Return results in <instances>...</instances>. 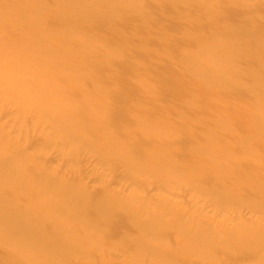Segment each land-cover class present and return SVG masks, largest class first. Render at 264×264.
<instances>
[{
	"label": "rangeland",
	"instance_id": "rangeland-1",
	"mask_svg": "<svg viewBox=\"0 0 264 264\" xmlns=\"http://www.w3.org/2000/svg\"><path fill=\"white\" fill-rule=\"evenodd\" d=\"M41 1L43 5L49 4L48 16L54 17L57 12L60 13V8L64 9L58 0ZM92 1L106 13L114 9L127 12L131 4L125 1L113 8L101 3L102 0ZM215 1L220 3L221 10L208 15L204 10L213 4L189 0L178 4L142 0V12H138L131 22L121 20L118 15L110 17L111 20L106 18L96 25L86 26L85 34H79L82 28L78 25L81 24L70 15L61 16L64 27L71 24L64 29L63 24L49 23L48 19H43V13L34 16L32 8L37 4L35 0H0V5L6 8L3 14L0 12V39L32 36L28 20H38V16L44 23L43 27L52 26L55 30L49 36V42L59 44L65 41L63 37L74 38L73 43H69L71 45L60 47L55 44L53 60L49 62H44L46 55L44 50L37 48L39 45L34 48L41 51L44 59L36 57L38 52H34V56L30 45L12 44V47H4V43L0 44V79L5 83V76L21 71L23 78L19 84L23 88L41 85L40 88L46 90L43 99L50 104L44 106L47 108L45 111L44 107L36 109L32 101L29 102L30 99L25 101L15 97L10 89L6 90L5 85L0 83V125L19 134L21 138L17 143L29 147V152L36 155L38 161L45 162L47 169L67 174L69 178H80L93 196L103 195L112 189L122 192L127 201L137 197L136 204L154 210L155 204H147L146 198L170 194L175 203L187 210L188 217L195 216L196 210H202L200 218L218 223L224 220L233 225L238 220L250 219L263 224L264 212H255L247 205L220 209L212 206L203 192L193 189L189 184V181L198 178L200 182L203 181L200 184L206 187L231 189L228 198L239 199L237 197L241 195L252 203L264 204V183L258 187L247 183L248 179L257 182L264 179V131L258 133L256 127H264V87L254 84L259 80L264 82V63L261 60L264 50L248 45L254 41L250 38L248 41L244 39L235 51L230 50L229 41L217 42L215 39L225 32L235 36L237 27L241 30V37L244 33L250 37V28L242 26L248 21V26L264 30V0ZM223 2L228 4L224 6ZM107 26L120 27L122 32L109 36ZM212 32L216 37L209 40V44L216 49L230 51L228 57L237 63L236 71L220 70L216 76L227 77L235 83L233 85L216 84L212 87L211 82L202 75L191 76L183 64L181 51L195 50L198 47L196 37ZM88 35H92L91 39ZM19 50L22 52L18 53ZM205 63L207 61L202 60V64ZM24 65L27 67L21 68ZM33 79L38 80L34 82ZM63 98L69 100L67 104L61 105L63 111L75 112L70 119L77 122L79 128L74 141L60 144L59 141L66 138V131H57L55 126L61 120L62 112L48 118L45 113L58 107ZM153 122H157L159 127H147ZM46 139H55L57 142L48 146L44 144ZM240 140L246 141L247 146ZM87 142H98L99 145L90 151L86 149ZM7 146L15 147V144L8 143ZM196 147L204 151V156H200L197 168L189 167V162L198 158ZM227 147H230L229 150ZM60 148L65 152L63 157H59ZM98 153L105 156V161H100ZM155 155L162 156L163 163L170 159L175 167H182L183 163L188 166L184 165V170L180 169L182 172L178 168L166 167L165 170L172 174L173 179L161 185L158 176L161 168L156 167L153 161ZM204 163L205 167L216 163L214 169L219 172H205L201 167ZM140 170L147 174L142 175ZM172 171L177 172L173 174ZM125 172L132 178H127ZM217 175L223 183L215 181ZM33 178L34 172L29 175L30 180ZM26 201L20 202L11 210L12 213L26 206ZM36 212L38 209L32 208L31 214L19 223L30 225L32 233L35 229L43 230L48 237L60 231V225L51 221V210L44 209L38 219L32 216ZM166 217L173 219L175 215L168 214ZM8 223L0 227V245H10L9 255L18 257V264H66L70 263L68 261L90 264L97 261L95 254L102 249L96 245L100 238H90L81 228L72 229L59 239H51L40 245L33 244V238L29 247H21L17 239L5 237L4 229L10 226ZM135 231L137 229L130 226L125 230H116L114 235L103 240L102 246L123 243L131 239ZM70 239H73V244L66 245L65 240ZM77 240L87 243L83 246L77 244ZM170 240L175 241L172 237ZM138 250L139 247L133 245L123 250V254L127 252L129 255ZM83 251L92 254L88 256ZM185 255L189 256L188 253ZM229 255L220 257L233 259L231 264H254V258L241 249L230 251ZM103 260L107 261L108 258ZM153 261L154 256L148 257L142 264Z\"/></svg>",
	"mask_w": 264,
	"mask_h": 264
},
{
	"label": "bare ground",
	"instance_id": "bare-ground-1",
	"mask_svg": "<svg viewBox=\"0 0 264 264\" xmlns=\"http://www.w3.org/2000/svg\"><path fill=\"white\" fill-rule=\"evenodd\" d=\"M125 1L128 2V4H130L131 2V4L128 7L129 11L124 12V11H117L116 9H114L111 12L106 13L101 11L99 7L100 5H98L96 2L92 0H58V2L61 3L60 5L63 6L64 9L60 8L59 11L60 13L57 12L54 17H51L47 15V13H49L48 12L49 4L43 5L41 0H35V3L37 4L35 5V7L32 8L33 9L32 14L36 16L35 14L39 15L43 13L42 14L43 19L46 20L48 19L47 21L49 23L57 22V24L59 25L60 24L62 25L64 23L61 16L70 15V17L74 21L76 22L78 21V23L81 24V26L78 25L79 27L82 28V30H79L81 31L79 32V34L82 33L85 34L86 26L89 27V25H96L103 19L107 18L111 20L110 17L119 15L118 17H120L121 20L127 19L126 21L131 22L134 16L137 15L138 12H142V9L140 8L141 5H143L142 0H102L101 3L106 5L108 4L111 7L115 8L116 6L125 3ZM161 1L162 2L164 1L166 3L178 4L185 2L187 0H161ZM189 1H196L201 4L202 2L207 4H213L210 8L206 7V9L204 10L205 13L208 15L221 10V8L219 7L220 3H217L215 0H189ZM87 4H91V5L88 6ZM227 4L228 2L222 3V5L224 6H226ZM0 6H1L0 12H2L3 14L6 8L2 5ZM38 18L39 19L35 21L28 20L30 29L32 28L31 30L32 36L24 35L22 38L18 36L7 37L5 39L1 38L0 44L4 43L3 45H6L4 47L7 46L12 47V44L27 45V47H29L30 45V48H32L31 50L33 51L32 53L34 56L36 55L34 52H38L34 47L39 45V47L37 46V48H39L40 50H44L43 52L45 53L46 58L44 59L41 57L40 54L41 51L38 52L39 55L36 57L44 59V62L52 61L53 60L52 54L54 48H56V46L61 47L65 44L71 45L69 43H73L74 38L63 37L65 41L59 44L55 43L56 44L55 46V44L49 42L48 40L49 36H52L55 30L52 28V26L48 27L45 25L46 27H43L42 26V24H44L43 21H41L39 16ZM147 19H146V23H148ZM144 22L145 21H143V23ZM248 22H244L242 26L245 28L246 27L250 28L248 30L250 37H247L248 34L245 33L244 36L241 37L240 36L241 30H239V27H237L238 30L235 31V36H232L231 34H228L226 32L220 35V37H216L214 32L207 35L201 34L197 36L196 45H198V47L195 50H185L183 52L181 51V56L184 57L183 64L186 67L188 73L191 76L199 75V74L202 75L203 78L211 82L210 86L212 87L216 86V84L217 85L235 84L233 83L232 80L228 79L227 77L216 76V73H218L220 70L223 71L237 70L235 68L237 63L235 64V62L230 60V58L228 57L229 54L227 53H229L230 51L216 49L214 46L209 44V40L214 39L216 37L215 39H217V42L229 41L228 43L227 42L226 43L229 44L230 50L235 51L242 45L244 39L248 41L249 40L248 38H250L253 39L254 41L248 43V45L252 46L253 48L260 47L264 50L263 28L254 29L253 27L248 26ZM68 24L69 25L67 26L65 24L66 27H64L63 24V28L65 29L71 25L70 23ZM106 31L109 36L120 34L122 32L120 27L116 28L113 26H107ZM261 32H263V34ZM89 33L91 34V31ZM88 36H90L91 39L92 35H88ZM155 38L156 37H154V39ZM7 43L8 44L10 43V45H7ZM72 51L74 52V50ZM21 52L22 50L18 51V53ZM204 59L207 61V63L202 64V60ZM261 60L264 63V57ZM0 65H2L1 62ZM26 67L27 65H24L21 68H26ZM43 77H45L44 79H46V76ZM22 78H23V73L21 71H18L15 74L5 76L4 79L5 83L0 79V83H3L5 85L6 90L10 89L15 97L19 99L23 98L25 101L30 99L29 102L32 101L31 104L36 109L38 108L40 109L43 108L44 106H47L48 102L44 101L43 99L45 98L43 96L46 94L45 88H40L41 87L40 84H39L40 87L31 85L23 88V86L19 84ZM33 80L34 82H37L38 79H33ZM254 84L255 86L260 88L264 87V82H261L260 80L256 81ZM250 89L252 91L254 90V88L251 87ZM31 98L33 99L31 100ZM70 100H72V98H70ZM68 102L69 100L63 98L61 104L60 103L58 104V107H55L49 111L47 110L46 113L44 112L46 114L45 117L47 118L54 116V114L56 116V114L59 111L62 112L61 113L62 118L61 120H58L55 126L57 131L58 130L66 131V138L63 139V141H59L60 144L67 143L71 140L74 141V139L78 137L77 131L79 128V124L70 119L71 115H73L75 112H72L70 110L63 111L64 109L61 106L62 104H67ZM45 108L46 107H44V111ZM151 126L159 127L157 126V122H153L152 124L147 125V127H151ZM256 127L258 129V133L264 131L263 126H256ZM248 137L249 136H247L246 139H248ZM20 138L21 136L19 134L13 133L8 128L0 125V227L9 222L8 224H10V226L4 229V235L5 237L11 239L14 238L17 239L19 243L22 244L21 247H29V244H31L30 241L33 240V238H35V240H33L34 241L33 244L40 245L51 239L57 240L62 235H65L66 233L70 232V230L72 229L81 228L84 231H86L87 234H89L90 238L91 237L100 238L97 241L96 245L101 246L102 249L95 254V258H97L96 259L97 261L91 262L90 264H137V263L142 264L144 259H147L148 257H152V256H154L155 261H153L150 264H231V262L234 261L233 259L232 260L231 258L224 259L223 257L220 256L227 254L228 257H230L229 252L235 249H241L242 252L246 253V255L250 257L252 256L251 258L252 259L254 258L253 260L254 264H264V223L262 224L259 221H254L250 219L238 220L233 225L226 223V221L224 220L218 223L215 222V220H205L200 218V216L202 215V210H196V213L194 214L195 216L188 217L187 210H185V208H181V205L175 203L172 200L173 195L171 196L170 194L165 196H159L156 198L154 197L146 198L147 204L148 203L155 204L154 210L150 209L149 206H142L141 204L139 205L136 204L135 201L137 200V197H135L131 201H127L124 198L122 192L120 191L115 192L112 189H111L112 191L111 190L106 191V193L103 195L93 196L92 192L87 187L83 186L84 184L82 183V180H79L80 178L79 179L69 178L67 174L58 173L55 170L47 169L45 162L38 161L35 158L36 155L29 152V147L21 143H17L19 142ZM56 142L57 141L55 139L44 140V144L48 146L53 145ZM240 142L243 145L245 144L247 146L246 141L240 140ZM8 143L15 144V147H8L7 146ZM96 144L92 142L91 143L87 142L86 149L90 151L95 150L98 147L99 143L97 142ZM201 150L202 149L199 150L197 149L196 156L198 158L194 159L192 162H189V165H191L189 167L195 166L197 168L198 166L197 162L201 161L200 156L204 153V151ZM247 152L250 153V151ZM58 153H59V157L60 156L63 157L65 155V152H63L61 148L58 150ZM99 153L97 156H99L100 161L101 162L105 161L104 158L105 156L99 155ZM251 153L254 154L253 152ZM245 155H246V151H245ZM259 155H261V153ZM156 156L158 155L154 156L153 161L157 165L156 167L161 168L159 171L160 173H158V176L161 179L160 180L161 185L162 182L163 184L168 182L170 183V181H172L173 179L171 176L172 174L170 175L168 173L169 171L165 170L166 167L175 168V169L178 168L180 171V169L184 170L183 167L184 165L187 164V163L186 164L183 163L182 167L181 166L175 167V165H173V162L170 159L169 161L163 163L164 158L162 156L160 157H156ZM100 161L98 162L100 163ZM214 164L216 165V163ZM214 164L205 167V163H204L203 166H201L202 164L199 166H201L205 170V172H213L215 171ZM156 171L157 170H155V172ZM33 172H34V178L33 180H30L29 175ZM140 172L142 173V175L147 174V172L143 170H140ZM155 172L153 175H155ZM173 172L175 171H172V173ZM217 172L219 171L216 170L213 173H217ZM125 176L129 178L131 175L125 172ZM201 178L203 179V177ZM215 181L218 183L220 182L223 183L221 177H218V175L215 177ZM202 182H200L198 178H194L193 180L189 181V184L193 187V189H197L203 192L209 198L210 204L212 206H217L220 209H226L227 207H234V206L237 207L241 205H247L249 207H252V210L255 212H261V211L262 213L264 212V204L252 203L250 199L242 198L241 195H238L237 198L239 199L228 198L227 194L231 189L229 188L217 189L209 186L206 187L200 184ZM247 183L248 185L251 186H257L260 184L262 185V183H264V179L258 180V182L257 180L253 181V179H251V181H249L248 179ZM113 193L118 194V199H114ZM138 198L140 197L138 196ZM25 199L28 200L26 201L28 204L24 207L17 208L14 211L17 213L15 214L12 213L11 210L15 209L17 205ZM256 199H258V197ZM62 204H64L65 207H63ZM32 208L38 209V212L32 215L36 219H38L42 215L41 213L43 212L44 209L51 210L52 213L51 221L54 223H58L60 225V231H58L54 236L48 237L45 236L43 230L35 229L34 233H32L33 228L30 227V225L25 223L20 224L19 222L22 221L23 218L31 214ZM168 214H174L175 217L173 219H168L166 217V215ZM9 219L12 220L13 222L9 221ZM128 226L135 227V229H137V231H135V235L130 236L132 237L131 239L124 241L123 243L122 242L119 244L115 243L109 247L102 246L103 240L105 238L114 235V232L116 230L119 229L125 230ZM241 230L242 232H240ZM36 233H38V235ZM171 237L174 238L175 241L172 242V240H170ZM160 240L163 242H160ZM79 243L85 246L87 242L82 240H77V244ZM65 244L71 246L73 244V239L65 240ZM133 245L139 247L138 252L128 253L129 255L126 254L127 252H124L123 254V250ZM9 248L10 245L8 246L0 245V264H18L19 258L16 256H12L11 254L9 255ZM85 250H87V248H85ZM83 253L88 256L92 254L90 252L87 253L85 251H83ZM186 253L189 254L188 257H186L185 255ZM183 255L185 256V258L183 257ZM104 258H108V260L105 261L103 260ZM68 262L70 263H66V264H74L71 261Z\"/></svg>",
	"mask_w": 264,
	"mask_h": 264
},
{
	"label": "clouds",
	"instance_id": "clouds-1",
	"mask_svg": "<svg viewBox=\"0 0 264 264\" xmlns=\"http://www.w3.org/2000/svg\"><path fill=\"white\" fill-rule=\"evenodd\" d=\"M113 197H114V199H118V194L117 193H113Z\"/></svg>",
	"mask_w": 264,
	"mask_h": 264
}]
</instances>
